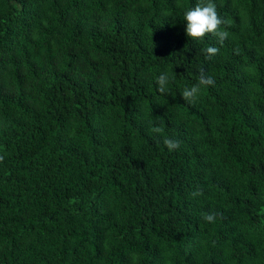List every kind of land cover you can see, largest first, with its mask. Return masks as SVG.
I'll return each mask as SVG.
<instances>
[{
    "label": "trees",
    "instance_id": "16d2710c",
    "mask_svg": "<svg viewBox=\"0 0 264 264\" xmlns=\"http://www.w3.org/2000/svg\"><path fill=\"white\" fill-rule=\"evenodd\" d=\"M213 2L0 0V264H264V0Z\"/></svg>",
    "mask_w": 264,
    "mask_h": 264
},
{
    "label": "clouds",
    "instance_id": "9594fccd",
    "mask_svg": "<svg viewBox=\"0 0 264 264\" xmlns=\"http://www.w3.org/2000/svg\"><path fill=\"white\" fill-rule=\"evenodd\" d=\"M184 20L187 22L186 33L190 38L200 40L206 36V34H212L217 37L219 42H223L228 38L229 33L222 30V26L228 22L218 15L217 6L213 0H207V3H197L195 7L186 11L184 13ZM220 49L217 47L209 46L206 48V53L208 57L217 55ZM170 83V76L167 72L161 73L157 77L158 91L161 94H169L170 88L168 87ZM215 80L211 76H206L201 70V75L199 77L198 83L193 85L190 89L185 88L181 93L183 99L188 103H195L201 92L202 87L214 86ZM150 132L161 134L163 132L162 127L155 125L151 127ZM164 145L169 151H174L179 148V142L174 141L168 137L163 139ZM4 159L0 156V162ZM203 195L202 190H198L193 193V196ZM203 219L207 222H214L215 214H206Z\"/></svg>",
    "mask_w": 264,
    "mask_h": 264
}]
</instances>
